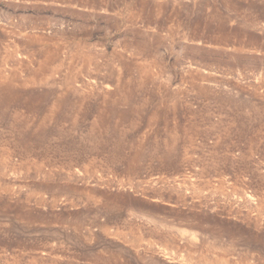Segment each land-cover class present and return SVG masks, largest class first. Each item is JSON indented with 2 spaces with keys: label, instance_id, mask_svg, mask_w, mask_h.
<instances>
[{
  "label": "rangeland",
  "instance_id": "rangeland-1",
  "mask_svg": "<svg viewBox=\"0 0 264 264\" xmlns=\"http://www.w3.org/2000/svg\"><path fill=\"white\" fill-rule=\"evenodd\" d=\"M0 76V264H264V0H0Z\"/></svg>",
  "mask_w": 264,
  "mask_h": 264
},
{
  "label": "bare ground",
  "instance_id": "bare-ground-1",
  "mask_svg": "<svg viewBox=\"0 0 264 264\" xmlns=\"http://www.w3.org/2000/svg\"><path fill=\"white\" fill-rule=\"evenodd\" d=\"M249 8V7H248ZM248 20V19H247ZM253 20V19H252ZM250 23H254V22H252V21H250ZM258 24V23H257ZM224 25V24H223ZM242 28V27H241ZM244 28V27H243ZM249 33V32H248ZM252 33V32H251ZM258 38V37H257ZM226 40V39H225ZM251 40L252 41H254V40H256V38L255 37H251ZM250 40V41H251ZM258 41V40H257ZM249 44V43H248ZM253 44V43H252ZM249 45H251V44H249ZM0 79H1V76H0ZM44 82V81H43ZM11 86H13V84L12 83H3V82H1L0 81V91H2V93L4 92V94H9V93H13L14 91H13V88L11 87ZM15 93H17V92H14V94ZM9 95H12V94H9ZM8 95V96H9ZM13 96V95H12ZM138 241V240H137ZM136 241V242H137Z\"/></svg>",
  "mask_w": 264,
  "mask_h": 264
}]
</instances>
